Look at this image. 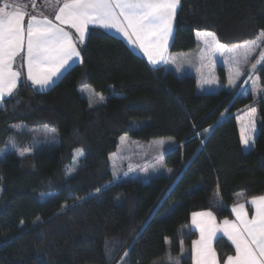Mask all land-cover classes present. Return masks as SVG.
<instances>
[{"label": "trees", "instance_id": "16d2710c", "mask_svg": "<svg viewBox=\"0 0 264 264\" xmlns=\"http://www.w3.org/2000/svg\"><path fill=\"white\" fill-rule=\"evenodd\" d=\"M197 31L230 47L253 41L264 31V0H181L171 50L194 48ZM80 52L82 63L47 91L24 77L0 105V264H192L193 212L225 217L240 194H264V68L255 99L236 90L199 93L194 75L153 68L98 28ZM217 70L226 82L225 68ZM83 77L105 101L91 104ZM18 122L49 126L59 142L26 155L6 151ZM123 135L173 137L165 155L173 174L119 180L109 155ZM215 248L220 260L234 252L224 237Z\"/></svg>", "mask_w": 264, "mask_h": 264}, {"label": "snow or ice", "instance_id": "6c2138e0", "mask_svg": "<svg viewBox=\"0 0 264 264\" xmlns=\"http://www.w3.org/2000/svg\"><path fill=\"white\" fill-rule=\"evenodd\" d=\"M179 0H65L53 23L47 17L38 19L31 16L25 29L26 12L18 5L13 10L5 3L0 7V97L10 94L16 87L20 72L12 68L15 57L27 44V76L38 85L48 84L65 64L73 57L79 56L69 32L61 26L71 25L79 33L82 41L89 24H101L105 28H117L129 39L136 36L133 43L139 45L148 54L153 63L164 59L167 37L171 33L172 20ZM215 42V34L208 33ZM257 40L244 45V63L248 62L247 52L264 45V31ZM205 43H208L206 40ZM233 49V52H238ZM264 61V55L258 63ZM236 61V76L242 73ZM252 68L256 64L251 65ZM103 99V97H100ZM252 113L255 109L251 110ZM243 143L249 144L245 136ZM255 217L248 219L244 206L237 211L238 222H223V231L235 245V255L227 257L226 264H264V196L253 198ZM197 217H208L214 222L211 212L194 213L193 223L200 228L201 239L195 241L196 264H219L217 254L211 246V238L218 230L214 223L198 222ZM207 233V236H206Z\"/></svg>", "mask_w": 264, "mask_h": 264}, {"label": "crops", "instance_id": "0c3cea01", "mask_svg": "<svg viewBox=\"0 0 264 264\" xmlns=\"http://www.w3.org/2000/svg\"><path fill=\"white\" fill-rule=\"evenodd\" d=\"M64 2L65 0H0V7H3L5 3H8L10 7L7 10L12 11L13 10L12 5H18L20 7V10L26 12L25 19H24V25L26 29L28 23L30 22L31 16H36L38 19H43L47 17L48 19L52 20L53 23L59 24V21L55 20V16L59 13V9L60 7L63 6ZM180 5H181V0H179V4L177 5L175 16L172 20V29H171V33L167 37L166 48L163 50L164 59L160 60L158 63H153L149 59L148 54L144 51V49L140 47L138 41L136 43H133V41L136 40V36L134 34H132V38L129 39L128 36H125L124 33L119 31L117 28H110V27L105 28L101 24H89L87 31L84 34L83 40L81 41L79 38V33L76 31V29L72 28L71 25H68V24L61 25L65 29V31L70 33L73 43L75 44L76 50L79 52V56L78 57L73 56L68 61V63L65 64L64 67L60 69V71L56 74V76H59L64 71L66 72L73 65L82 63L80 47L85 44L87 37H88L89 30L91 28H98L108 33H111L113 35H116L117 37L124 40V42L133 51L143 56L148 62V64L153 68L165 66L179 76H183L186 74L194 75L197 81V92L199 93L216 92L220 89H226L228 91L236 90L238 94L240 93L243 94L246 90L247 92H252L254 94L255 92L251 91V89L249 88L250 81L247 80L249 67L247 68L246 64L240 67V71L242 74L239 77H237L236 72H235V68H236L235 64H230L224 60V56L225 57L228 56V58L230 59V56L227 53H229V49H231V47L220 43L216 35H215V42H213L211 36L205 35V34L213 33V32L197 31L196 32L197 45L190 50L182 51V52H174L171 50L172 43H173L174 36H175L176 16L180 8ZM206 40L208 41V43H205ZM245 44L246 43H243L241 45H245ZM232 47H236V46H232ZM205 65H211V67L213 68V73L215 72V70L217 71V68L219 66L224 67L226 71V75H227L226 82H221V80H218L215 75L212 78L213 82L212 80L208 81V83L205 81H202V77H201L199 69H201V67ZM12 68L14 71L20 72V77L16 83V86H17L18 83L23 78L22 70L25 71L26 72L25 74L27 75V44L26 42H25L24 49L20 51L18 55L15 57ZM210 72L212 73V71ZM64 73H62V75ZM26 78H28V76ZM29 80L33 83L31 79ZM259 86L260 88L256 92L261 95L263 89H262L261 84ZM7 94L8 93H5L3 97H0V99H3L4 96H7ZM262 196H264V194L244 199L242 194H240V198L235 203L229 206V210L231 214L225 217H219L217 213L211 209L193 212L190 217V227L196 232V237L193 239L191 243L192 264H196V246L194 242L201 239L200 228L197 226V224L193 223L194 213L211 212L213 214V217L215 218L214 222L210 221L208 217H197L196 219L198 222L203 221L205 223H214L215 227L218 230L216 231L215 235L212 236L211 238V246L217 254L219 264H226L227 257L234 256L236 253H235V245L233 244L229 236L223 231V227H224L223 222L225 220H228L230 222H238L236 210L239 209L240 205L244 206V211L247 212L248 219H253L255 217V205H253L251 201L253 200V198H258ZM217 199L219 200V203H221V206H223L224 203L220 197L219 192H217ZM206 236H207V233H206ZM219 237L226 238L232 244L233 249H234V252L228 255L224 260H220L218 252L215 248V242Z\"/></svg>", "mask_w": 264, "mask_h": 264}, {"label": "rangeland", "instance_id": "374dc122", "mask_svg": "<svg viewBox=\"0 0 264 264\" xmlns=\"http://www.w3.org/2000/svg\"><path fill=\"white\" fill-rule=\"evenodd\" d=\"M254 41V40H253ZM257 43L260 42L256 39ZM251 42V41H249ZM238 47H231L229 49L230 59L228 56H224V60L230 64H235L236 61L239 60V67H242L246 64L248 71L247 80L250 81L249 88L251 91L255 92V99L259 97L256 91L260 88L259 83V75L258 70L264 68V61L257 62L259 57L264 55V45L258 46L251 51L247 52L248 62L244 63L245 49L244 45L239 46L238 52H233V49H237ZM256 64L255 68H252L251 65ZM215 69V68H214ZM200 74L202 77V81L208 83V81L212 80L214 75L219 78L218 70L213 73V68L211 65H205L201 67ZM212 71V73L210 72ZM65 72V71H64ZM62 72V73H64ZM26 72L22 70V77H27ZM62 73L59 76H53L51 81L46 85H38L36 83H32L28 78V81L33 84L34 89L37 92H45L50 87H52L60 77H62ZM201 80V79H200ZM17 86L12 90L10 94L4 96L3 99H0V105L2 104L5 98L13 96L15 93ZM81 90L82 92L88 96L91 104H99L106 100V96L96 93L86 82V79L83 77L81 81ZM248 93L247 90L243 93ZM3 97V96H2ZM100 97H103L101 99ZM59 142V134L58 132L49 127V126H40V127H31L25 124L24 122H18L13 125V133L9 137V141L6 146L7 150L15 151L19 155H26L34 151V149L38 146H46V145H55ZM176 144V140L173 137H156L152 138L148 141H140L134 138H131L127 135H123L119 140L118 149L109 155V163L110 168L114 176H117L119 180L129 181V180H142L148 181L152 177L157 176H170L173 174V170L166 165L165 155L168 150H170ZM3 158V156H1ZM199 184L198 186H200ZM217 192L213 195V199L217 202V207H221V203L217 199ZM48 193H43L42 197L47 196ZM176 202L170 204L167 207L163 214H168L172 211ZM182 232V230H181ZM126 261L122 262L125 264ZM155 264H163L161 262H157Z\"/></svg>", "mask_w": 264, "mask_h": 264}]
</instances>
